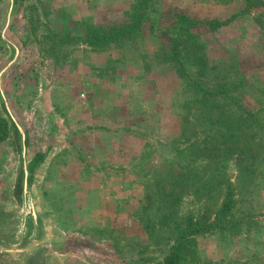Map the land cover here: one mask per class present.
Here are the masks:
<instances>
[{
  "label": "rangeland",
  "instance_id": "obj_1",
  "mask_svg": "<svg viewBox=\"0 0 264 264\" xmlns=\"http://www.w3.org/2000/svg\"><path fill=\"white\" fill-rule=\"evenodd\" d=\"M1 127L7 264H264V0H0Z\"/></svg>",
  "mask_w": 264,
  "mask_h": 264
},
{
  "label": "trees",
  "instance_id": "obj_2",
  "mask_svg": "<svg viewBox=\"0 0 264 264\" xmlns=\"http://www.w3.org/2000/svg\"><path fill=\"white\" fill-rule=\"evenodd\" d=\"M95 34L97 36H103V37L106 35V33H104L103 30L101 29L97 30ZM0 129H1L0 130V142H1L5 138V131L3 127H1ZM210 229H211V225H206L205 228H203L198 223H193L189 227L181 231L177 244L172 246L170 255L167 257V259L164 261L163 264H179L184 258L183 250H185L186 247H184L183 243H186L187 241L186 237H191L194 236L195 234L202 232L203 230L208 231ZM188 243H191V241H188Z\"/></svg>",
  "mask_w": 264,
  "mask_h": 264
},
{
  "label": "water",
  "instance_id": "obj_3",
  "mask_svg": "<svg viewBox=\"0 0 264 264\" xmlns=\"http://www.w3.org/2000/svg\"><path fill=\"white\" fill-rule=\"evenodd\" d=\"M17 191H19V182L16 184V186H15V192H17ZM4 260H6V261H4ZM10 262V260H8V259H3V258H1L0 257V264H7V263H9Z\"/></svg>",
  "mask_w": 264,
  "mask_h": 264
}]
</instances>
